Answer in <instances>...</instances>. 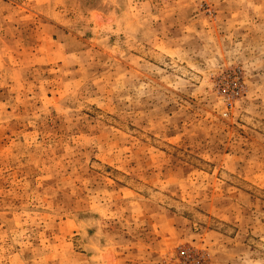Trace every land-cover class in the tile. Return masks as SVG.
<instances>
[{
  "label": "rangeland",
  "instance_id": "rangeland-1",
  "mask_svg": "<svg viewBox=\"0 0 264 264\" xmlns=\"http://www.w3.org/2000/svg\"><path fill=\"white\" fill-rule=\"evenodd\" d=\"M0 264H264V0H0Z\"/></svg>",
  "mask_w": 264,
  "mask_h": 264
}]
</instances>
